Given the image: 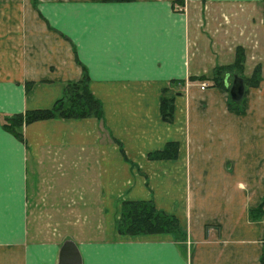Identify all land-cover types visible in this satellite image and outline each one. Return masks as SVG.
Masks as SVG:
<instances>
[{
    "label": "crops",
    "instance_id": "0c3cea01",
    "mask_svg": "<svg viewBox=\"0 0 264 264\" xmlns=\"http://www.w3.org/2000/svg\"><path fill=\"white\" fill-rule=\"evenodd\" d=\"M237 48L241 75L256 65L260 75L232 107L233 77L203 89L198 77L232 64ZM83 73L102 109L101 90L178 88L182 137L165 133L176 155L161 168L165 187L157 193L154 179L144 195L175 215L181 237L123 234L72 213V202L105 198L84 118L22 124L21 138L2 127L50 107ZM263 196L264 0H0V264H57L65 239L81 264H264V213L249 214Z\"/></svg>",
    "mask_w": 264,
    "mask_h": 264
},
{
    "label": "rangeland",
    "instance_id": "374dc122",
    "mask_svg": "<svg viewBox=\"0 0 264 264\" xmlns=\"http://www.w3.org/2000/svg\"><path fill=\"white\" fill-rule=\"evenodd\" d=\"M235 73L238 76L241 75L236 71ZM204 74L209 78L205 81L201 80L200 84H211L213 82L210 78L212 71ZM177 90L178 88L162 86L158 90L147 89L137 91L136 94H132L133 91L123 93V91L112 89L99 91L104 106V110L101 106L100 117L83 118L88 131V145H93V149H91L92 146L87 149L88 161L89 163L94 161L97 156L95 160L100 163L101 169L103 168L99 171L104 180L105 198L103 202H91L90 200L82 203L72 202L73 214L80 210L82 213L87 211L88 225L94 224L95 221L103 225L107 221L106 223L109 222V224L112 222L117 230L124 202L151 200L144 194L149 188L148 183L154 179L153 188H156L157 193L161 192L163 186L165 187L164 182L162 186L160 184L161 168L173 163L172 158L165 157V153L164 155L159 153L168 142H171L166 140L165 133H171L168 138H175L176 133L180 138L182 137L179 132L182 131V123L172 125V120L175 118L173 101ZM95 97L99 100L98 96ZM162 98L168 101L165 110H161ZM178 113L181 115V110L176 111V115ZM173 127H178L175 132ZM95 148L98 150L96 151ZM167 152L168 155L172 154ZM94 173L96 174L97 170ZM168 173L173 174L174 172ZM89 175H93V171H89ZM163 175L166 176L165 171ZM175 186L171 188L175 190ZM155 207L157 208L156 205ZM102 209L105 210L103 214L105 219H101Z\"/></svg>",
    "mask_w": 264,
    "mask_h": 264
},
{
    "label": "trees",
    "instance_id": "16d2710c",
    "mask_svg": "<svg viewBox=\"0 0 264 264\" xmlns=\"http://www.w3.org/2000/svg\"><path fill=\"white\" fill-rule=\"evenodd\" d=\"M242 61L243 53L241 52V49L237 48L235 60L232 64L218 65L212 70V76L210 78L213 81V84L225 88V76L228 75L232 78L234 75H237L235 71L241 74ZM259 75L260 65H256L249 79L246 80L242 75L239 77L243 80V85L245 82L252 86H256L258 84ZM204 78L207 77H205V75L198 77L200 80H203ZM230 99L232 100L230 106L235 107L234 105L236 101L231 97ZM239 100L237 102H239ZM161 103V110H165L164 108L168 104V101L166 102L164 98H162ZM100 115V101L88 88V78L87 75L83 73L81 78L68 82L65 85L62 96L57 98L50 107L27 109L11 116H4L1 118V124L3 128L12 132L17 138H21L20 128L22 124L35 120L52 117H100ZM176 146V142H168L165 148L160 150L159 153L162 155L165 153V157L173 158L176 153ZM166 151H169L172 154L168 155V152L166 153ZM261 213H264V210L262 209V201L249 212L252 217L259 216ZM121 216V220L117 227L119 233L136 235L141 233L171 232L177 235V237L182 236L175 215L156 208L150 199L124 202ZM262 259L263 255L261 256V261Z\"/></svg>",
    "mask_w": 264,
    "mask_h": 264
},
{
    "label": "water",
    "instance_id": "95a60500",
    "mask_svg": "<svg viewBox=\"0 0 264 264\" xmlns=\"http://www.w3.org/2000/svg\"><path fill=\"white\" fill-rule=\"evenodd\" d=\"M244 85L243 80L237 76H233L231 86L229 88L230 97L238 101L243 94ZM57 264H81V257L76 244L70 240L65 239L58 251Z\"/></svg>",
    "mask_w": 264,
    "mask_h": 264
},
{
    "label": "built area",
    "instance_id": "2783aa9c",
    "mask_svg": "<svg viewBox=\"0 0 264 264\" xmlns=\"http://www.w3.org/2000/svg\"><path fill=\"white\" fill-rule=\"evenodd\" d=\"M204 86H205V85H204V84H202V85H201V88L203 89V88H204Z\"/></svg>",
    "mask_w": 264,
    "mask_h": 264
}]
</instances>
